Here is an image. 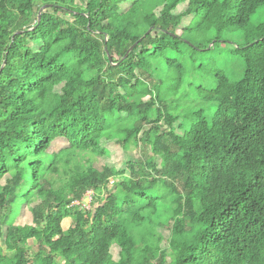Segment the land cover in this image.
I'll return each instance as SVG.
<instances>
[{
    "label": "trees",
    "instance_id": "1",
    "mask_svg": "<svg viewBox=\"0 0 264 264\" xmlns=\"http://www.w3.org/2000/svg\"><path fill=\"white\" fill-rule=\"evenodd\" d=\"M263 6L0 0V264H264ZM210 32L245 33L240 73L196 90L207 114H173L156 67L177 91L185 41ZM109 143L151 157L95 165Z\"/></svg>",
    "mask_w": 264,
    "mask_h": 264
},
{
    "label": "rangeland",
    "instance_id": "2",
    "mask_svg": "<svg viewBox=\"0 0 264 264\" xmlns=\"http://www.w3.org/2000/svg\"><path fill=\"white\" fill-rule=\"evenodd\" d=\"M186 20L192 21L193 17L185 19L182 24H184ZM263 20L264 6L260 7L251 17L250 21L247 23V29H251ZM187 23L188 21L186 24ZM244 37L245 33L243 32L224 33L219 35L210 32L204 35H193L188 37V40L185 42L189 46L192 45L197 51L186 49L185 53H183V57L181 58V64L183 66L182 82L177 91L173 87L176 80L174 76L175 70L156 67L157 72L155 73V78L152 79V82L157 84V82H159L157 81L158 78L164 79L158 84L160 93L162 95L167 93L170 95L175 94L176 96V99L174 97L172 98V101H167L168 107L173 114L178 113L187 115L197 109H203L206 111V114L209 112L213 105L197 99L196 90H211L214 87L215 74L218 72H225L229 78L238 76L241 69V63L240 59L237 60L234 57L233 48L241 46L244 43ZM202 41L210 42L205 49H200V46H203V43L199 44V42L201 43ZM146 129L147 128L144 127V130ZM105 147L106 156L100 160H95L94 164L97 166L107 165L120 171H125L126 163L128 161L136 162L138 158L145 160L146 158L151 157V153L148 150L146 152L141 150L123 152L114 143H109ZM79 158L84 159L85 161L87 160V156L85 157L84 155L79 156ZM58 184L57 181L54 182V185L57 186ZM30 222V214L24 210L18 217H16L14 223L23 226ZM71 224V220H64L62 223L63 230H66Z\"/></svg>",
    "mask_w": 264,
    "mask_h": 264
},
{
    "label": "built area",
    "instance_id": "3",
    "mask_svg": "<svg viewBox=\"0 0 264 264\" xmlns=\"http://www.w3.org/2000/svg\"><path fill=\"white\" fill-rule=\"evenodd\" d=\"M91 196H92L91 192H85V194L82 197V200L79 202L77 201L72 202V205L81 206L83 209L88 210L91 202Z\"/></svg>",
    "mask_w": 264,
    "mask_h": 264
},
{
    "label": "water",
    "instance_id": "4",
    "mask_svg": "<svg viewBox=\"0 0 264 264\" xmlns=\"http://www.w3.org/2000/svg\"><path fill=\"white\" fill-rule=\"evenodd\" d=\"M45 8H46V6H43V7H41V8L38 10V13H37V22L40 21L41 13L43 12V10H44ZM150 31H151V29H149V30L146 32V35L149 34ZM142 38H143V37H142ZM140 41H141V39L138 40V41H137L132 47H130V48L128 49V51L125 53V55H124L123 58H125V57L130 53V51H132V49L134 48V46H136V44H138ZM105 51H106V48H105ZM107 58H108L109 63L112 64V61H111L110 57L108 56V54H107ZM115 65H116V64H113V66H115ZM1 69H2V67L0 68V71H1Z\"/></svg>",
    "mask_w": 264,
    "mask_h": 264
}]
</instances>
